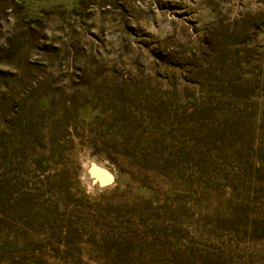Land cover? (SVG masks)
I'll list each match as a JSON object with an SVG mask.
<instances>
[{"label":"rangeland","instance_id":"374dc122","mask_svg":"<svg viewBox=\"0 0 264 264\" xmlns=\"http://www.w3.org/2000/svg\"><path fill=\"white\" fill-rule=\"evenodd\" d=\"M0 264H264V0H0Z\"/></svg>","mask_w":264,"mask_h":264}]
</instances>
